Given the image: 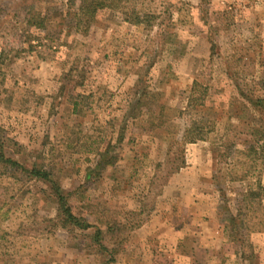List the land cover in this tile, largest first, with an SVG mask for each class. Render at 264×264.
Returning a JSON list of instances; mask_svg holds the SVG:
<instances>
[{"label":"rangeland","instance_id":"rangeland-1","mask_svg":"<svg viewBox=\"0 0 264 264\" xmlns=\"http://www.w3.org/2000/svg\"><path fill=\"white\" fill-rule=\"evenodd\" d=\"M121 6L141 23L0 0V147L90 226L59 227L48 184L0 167V264H260L264 0Z\"/></svg>","mask_w":264,"mask_h":264},{"label":"trees","instance_id":"trees-1","mask_svg":"<svg viewBox=\"0 0 264 264\" xmlns=\"http://www.w3.org/2000/svg\"><path fill=\"white\" fill-rule=\"evenodd\" d=\"M122 1L123 0H68V3L71 7H76L80 15L90 18V21L87 23L89 25L100 12L107 9L119 10L125 16L124 21L139 25L141 23V17L136 14L135 18H133L132 14L125 12V8H122L121 6ZM27 23L38 26V24L31 23L30 21H27ZM39 26H41V24H39ZM204 129H206V127H200L198 124L193 123L185 134L187 143L194 144L198 141H203L205 135ZM5 157L6 156H4L2 148L0 147V167L5 168L7 171H14V168H18L23 174L29 175L31 179L44 181L48 184L49 190L46 191V194L57 206L56 222L59 227L68 230L70 233H74L76 230L85 232L88 227H90L84 224V221L81 218H78L73 214L68 203V195L61 189L59 182L54 179V174L51 169H47L45 166L35 162L30 168H28V170H26L25 166L20 164L19 161ZM106 159L107 158L100 156L95 169H101L103 165H113V162ZM180 168L182 167L180 166L173 173H177ZM258 189L260 192H264L262 188ZM98 236H101V232L96 230L93 235V242H97Z\"/></svg>","mask_w":264,"mask_h":264},{"label":"crops","instance_id":"crops-1","mask_svg":"<svg viewBox=\"0 0 264 264\" xmlns=\"http://www.w3.org/2000/svg\"><path fill=\"white\" fill-rule=\"evenodd\" d=\"M179 175L180 174H178L177 177H179ZM257 188H262L264 190V170L262 173V177L258 182ZM261 205H262V210H263L264 209V202H262ZM211 219L213 221L214 217H211ZM215 223L220 224L221 222L216 221ZM219 231H220V229L218 227V232ZM250 240H251V243L253 245L254 251L256 250L257 257H259L260 264H264V220L262 221L261 228L259 230H257L255 233H251ZM206 249H207V252L205 251V254L208 257V259H209V257H214V255H216V252H214V250L216 248H215V246H212L211 243H209V245Z\"/></svg>","mask_w":264,"mask_h":264}]
</instances>
